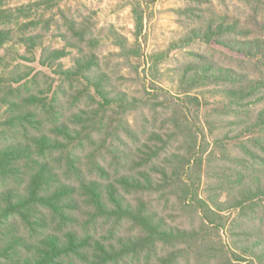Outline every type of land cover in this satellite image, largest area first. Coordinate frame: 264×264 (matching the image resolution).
I'll use <instances>...</instances> for the list:
<instances>
[{"label":"trees","instance_id":"16d2710c","mask_svg":"<svg viewBox=\"0 0 264 264\" xmlns=\"http://www.w3.org/2000/svg\"><path fill=\"white\" fill-rule=\"evenodd\" d=\"M124 1L133 41L0 0V264H264V0H184L175 93L140 75L148 3Z\"/></svg>","mask_w":264,"mask_h":264},{"label":"rangeland","instance_id":"374dc122","mask_svg":"<svg viewBox=\"0 0 264 264\" xmlns=\"http://www.w3.org/2000/svg\"><path fill=\"white\" fill-rule=\"evenodd\" d=\"M6 6H19L22 4L32 3L38 0H1ZM148 3V18L145 20V27L140 41L142 44L143 57L139 60L140 75L149 74V80L154 84H160L165 88L170 89L173 93L178 88V78L174 76V68L177 66L175 59L183 55L182 48L179 47L178 39L184 32L178 23V16L176 10L184 6V0H145ZM61 7L77 8L79 6H87L90 9V13L93 15L95 21L98 22L99 27L111 29L112 26L117 31L124 34L130 39L134 40L135 33V20L131 10V6L126 4L124 0H59ZM44 9V8H43ZM43 10H39L38 13H42ZM47 12V11H46ZM51 12L46 15L49 16ZM107 31L106 35L108 34ZM177 44V47L172 48ZM104 53L109 54L114 50V45L108 41L104 45ZM160 53V55H167L165 58L159 61L156 69H154V75H151L150 68L154 62L160 58L158 55L151 59V55ZM28 64L40 69V65L37 61L29 62ZM124 73L127 74V79L124 80L123 87L128 89L131 94L139 96L142 94L143 82L139 80L138 75L135 74L130 68L124 69ZM174 79V82L171 78ZM213 105H216L218 101H221L220 97L209 98ZM136 115L131 116V118ZM210 120L215 124L213 127L214 132L206 130L210 147L214 139L222 136L227 126V120L223 117L213 115ZM207 175L204 169L201 184L199 186V193L202 197L207 194ZM222 235L227 241V231H222Z\"/></svg>","mask_w":264,"mask_h":264}]
</instances>
